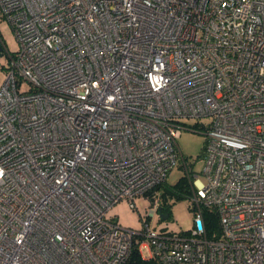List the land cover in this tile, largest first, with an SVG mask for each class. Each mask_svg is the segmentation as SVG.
<instances>
[{"label":"built area","instance_id":"obj_1","mask_svg":"<svg viewBox=\"0 0 264 264\" xmlns=\"http://www.w3.org/2000/svg\"><path fill=\"white\" fill-rule=\"evenodd\" d=\"M0 12L18 43L0 86V264H125L135 245L153 264H264V0H0ZM200 117L205 181L177 146L181 119ZM180 157L195 212L170 232L149 217ZM142 196L141 229L108 214Z\"/></svg>","mask_w":264,"mask_h":264},{"label":"rangeland","instance_id":"obj_2","mask_svg":"<svg viewBox=\"0 0 264 264\" xmlns=\"http://www.w3.org/2000/svg\"><path fill=\"white\" fill-rule=\"evenodd\" d=\"M0 37L2 39L4 50L0 55V86L4 82L7 67L9 64L8 53L14 54L18 48V43L12 32L11 27L4 22L1 12H0ZM29 85L25 79L19 78L18 88L20 90L28 89ZM210 121L209 117L200 118H183L181 123L183 129L179 137L177 138L178 150L181 153L182 158L189 165L193 176L197 173L202 181H205L204 176L201 173L203 168L202 158V148L205 141V131L208 127ZM194 127V128H190ZM185 178L186 182L183 187H177L176 184L181 178ZM188 179L184 167L182 165V159L179 158V164L175 166L168 173L166 178V187L162 188L165 190H174L173 193H167L165 198V203L169 212V217L167 219L157 220L158 214L151 218L149 217V223L155 228L163 227L165 230L170 232H180L187 231L191 229L193 225L194 209H192L190 195L191 184ZM188 188L187 192L185 189ZM175 194L179 195L176 197ZM164 201L161 199V203ZM135 208H131L126 200H120L115 204L109 211V215L113 217L114 220L118 221L122 226L130 227L132 229H141L142 220L149 213V201L144 196L137 197L134 200ZM168 204V205H167ZM143 255H146L145 250H142Z\"/></svg>","mask_w":264,"mask_h":264},{"label":"trees","instance_id":"obj_3","mask_svg":"<svg viewBox=\"0 0 264 264\" xmlns=\"http://www.w3.org/2000/svg\"><path fill=\"white\" fill-rule=\"evenodd\" d=\"M3 42L2 39L0 37V46H2ZM185 178H181L179 180V182L176 184L177 187H183V184L185 185ZM166 187V182L160 185H157L154 190H159V200L161 202V199L164 201L163 203H161V206L163 208L164 211L168 212L166 203H165V198H166V194L169 192L170 194L174 192V190H165L162 191V188ZM188 188L185 189V192H187ZM153 193V191L150 193V195ZM176 197H179V195L175 194ZM168 205V204H167ZM169 213V212H168ZM204 221L206 224V229H207V234L208 236H211L212 233L216 232L218 233V222H217V216L216 213L212 210H208L205 209L204 211ZM154 261L151 259H144L141 257V254L138 250V246L135 245L132 250L131 253L129 255L128 260L126 261L125 264H153Z\"/></svg>","mask_w":264,"mask_h":264},{"label":"water","instance_id":"obj_4","mask_svg":"<svg viewBox=\"0 0 264 264\" xmlns=\"http://www.w3.org/2000/svg\"><path fill=\"white\" fill-rule=\"evenodd\" d=\"M158 212L161 219H167L169 217V213L167 211H164L162 206L158 207Z\"/></svg>","mask_w":264,"mask_h":264}]
</instances>
